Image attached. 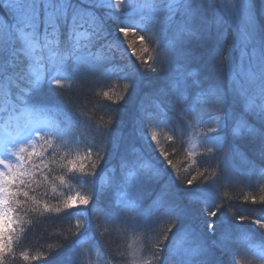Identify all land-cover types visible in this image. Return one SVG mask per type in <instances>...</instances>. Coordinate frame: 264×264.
I'll use <instances>...</instances> for the list:
<instances>
[{"label": "snow or ice", "instance_id": "snow-or-ice-1", "mask_svg": "<svg viewBox=\"0 0 264 264\" xmlns=\"http://www.w3.org/2000/svg\"><path fill=\"white\" fill-rule=\"evenodd\" d=\"M121 13L135 17L142 27L123 25ZM110 23L125 39L135 37L128 46L146 74H163V79L141 84L138 111L147 128L166 126L170 116L176 121L173 132L181 135L193 121L214 123L203 134L202 143L212 145L206 152L217 161L220 173L240 182L256 174L264 179V0H0V101L7 113L6 130L0 135V264H9L8 258L15 256L17 226L25 232L21 212H36L40 207L33 193L50 181L58 142L69 137V132L75 137L83 124L82 119L77 124L65 114L56 126L39 120L52 107L63 108L38 98L51 85L81 117L67 95L72 89L62 81L79 80L83 89L88 87L89 75L126 72L125 66L116 68L112 62L118 46L107 34ZM137 42L139 53L134 47ZM135 79V72L127 73L120 101ZM104 96L111 99L107 92ZM24 115L37 119L22 121ZM110 127L100 129L105 140ZM210 135L214 138L205 143ZM150 138L156 141V133ZM91 151L90 147L88 155ZM160 155L175 174L169 153L161 150ZM195 155L188 153L189 158ZM84 159L80 157L79 171L82 177H92L97 165L86 173ZM67 163L69 171H74L77 161ZM149 172L158 178L147 160L132 153L121 160L108 191L97 183H83L84 194L64 195L55 208L43 205L46 212L79 213L69 220L70 224L75 221V231L69 229L61 245L77 236L84 238L77 240L75 257L68 264H122L124 257L114 253L106 239L113 228L151 235L154 264H237L236 233L245 224L218 230L211 218L223 205L216 204L204 209L209 222L202 231L184 218L181 204L172 201L167 186L144 207L136 188ZM202 175L175 177L192 185ZM58 180L63 185L65 177ZM113 186L119 206L110 198L111 207L106 208L102 200L110 197ZM51 187L55 192L58 185L53 181ZM260 201L264 204V196ZM157 216L162 220L156 227L137 228L143 218ZM234 219L245 222L249 217L235 215ZM252 225L264 230V218L253 219ZM260 234L264 237V231ZM247 248L252 264H264V245L248 241ZM105 253L110 261L102 258ZM20 255L30 258L24 252Z\"/></svg>", "mask_w": 264, "mask_h": 264}, {"label": "trees", "instance_id": "trees-1", "mask_svg": "<svg viewBox=\"0 0 264 264\" xmlns=\"http://www.w3.org/2000/svg\"><path fill=\"white\" fill-rule=\"evenodd\" d=\"M121 15L123 25L138 29L142 27L136 23L135 17L129 16L127 13H121ZM107 34L118 46V51L112 53L114 57L112 62L116 64V68L125 66L126 72L114 74L102 72L89 75L86 77L88 87L83 89L79 87V80L62 81L65 88L70 87L72 89L71 93H67V95H70L75 110L81 114V117L72 111L62 97L56 94L53 87H48V90L38 98L41 103L63 108L62 110L59 107H52L46 111L51 119L54 118V121H57L56 125L65 119V115L77 124L82 119L83 124L76 132L75 137L69 132V137L58 142L55 163L50 165V181L33 193L36 199L41 201L39 209L36 212L29 210L27 214L24 211L21 212L25 232L21 233L19 231L20 226H17L15 256L8 258L9 264H68L70 260H73L77 250V240L84 238L77 236L65 243L63 247L61 245L64 243L69 229L75 231V221L72 220L70 224L69 220L78 215V211L46 212L43 211V205L47 203L55 208L64 195L76 192L84 194L83 183H97L105 191H108L109 186L113 184L115 172L121 160L132 153H139L147 160L158 176L154 179L151 172L146 173L137 185L136 193L144 207H148L152 203L162 186H167L171 188L173 193L172 201L181 204L184 218L202 231L206 229L209 222V217L205 215L204 209L211 210L216 204L223 205L218 209L217 215L211 218L218 230L227 225L245 224V227H240L237 230V243L234 248V251L238 253L235 255V259L237 264H240L238 260L252 256L247 248L248 241H251L253 245H264V237L260 234L264 230H258V226L252 225L253 219L264 218V204L260 201V197L264 196V179L259 178V174H256L251 175L244 182H240L228 179L220 173L219 168H217V161L210 159L211 154L206 152V149L212 145L202 143V136L207 129L201 132L198 129L193 134L191 127L194 129L195 127L191 123V126L184 130L181 135L179 132H173L176 121L171 116L166 126L164 124H150L147 128L138 111L143 94L141 84L145 81L163 79V74L160 77H153L139 67V61L136 60L132 54V49L128 46L129 41L134 40L135 37L129 35L125 39L116 31L115 25L111 23L107 26ZM134 47L139 53L141 45L137 42ZM101 54L106 53L102 52ZM154 66L158 67L159 65ZM129 72H135L136 79L131 82L127 94L120 101V97L124 95L125 81L123 80L126 79ZM105 92L111 99L104 96ZM113 112L115 113L114 122L111 125L110 120ZM204 124L208 123L202 125ZM107 127H110V130L108 139L105 140L100 129ZM154 129H157L161 135L160 140H156L154 143L145 142L144 133ZM197 132H199L197 138L200 139V142L192 143L191 140L195 139L194 135L196 136ZM169 136H172L173 139L169 140ZM212 139L211 136L207 137L205 143ZM90 147L92 151L91 155H88ZM153 147L157 156L152 154ZM37 150H40V144L37 145ZM161 150L169 153V159L176 165L175 174L181 179H190L191 175L196 173L203 175L198 176L197 181L192 185L183 184L176 179L172 169L160 155ZM189 152L196 155L189 158ZM79 156L86 157L85 162H83L86 173L93 171L91 167L93 164L97 165L96 173L92 177H82L83 174L76 165L74 171H69L67 162L77 160ZM102 175L104 181L100 180ZM60 176L65 177L63 185L59 183L58 177ZM53 181L58 185L55 192L52 191L51 187ZM113 189H115L114 186L109 193L110 197L105 196L102 200V205L106 208L111 207V200L117 204V191H113ZM245 197H247V201ZM253 197H255V203L252 202ZM117 206L119 205L117 204ZM235 215H244L249 219L245 222H237L234 219ZM161 220L162 217L159 216L155 218L145 217L137 225V228L149 230L159 225ZM106 239L111 241V250L124 257L122 264H154L151 235L146 236L140 230L113 228L108 230ZM141 248H145V252L140 253L138 257L146 256V262H142L140 258L132 257L130 254V250ZM21 252L27 254L30 257L29 260H24L20 255ZM102 258L111 260V257H108L106 253Z\"/></svg>", "mask_w": 264, "mask_h": 264}, {"label": "rangeland", "instance_id": "rangeland-1", "mask_svg": "<svg viewBox=\"0 0 264 264\" xmlns=\"http://www.w3.org/2000/svg\"><path fill=\"white\" fill-rule=\"evenodd\" d=\"M106 2H107V0H106ZM48 87H52L51 85H49ZM40 102V101H39ZM5 112V105H4V103H3V101H0V115H1V113H4ZM53 114V113H52ZM5 115V119H6V116H7V113H5L4 114ZM17 115H19V114H17ZM5 119H4V125H5ZM21 119H22V121H24V120H34V119H37V117H35V116H28V115H24V116H22L21 117ZM38 119L39 120H41V121H44V122H48L50 125H52V126H55L56 125V122L57 121H54L55 119L53 118V119H51V117L48 115V112L46 113V112H43V113H41L40 115H39V117H38ZM194 126V125H193ZM199 126V129L201 130V131H205V126L204 125H201V123L198 125ZM212 127H215V124L213 123L212 125H211ZM5 127V126H4ZM195 127V126H194ZM192 128V131H193V134H195L194 133V128L193 127H191ZM196 128V127H195ZM5 128H3L2 130H0V134H2V133H4L5 132ZM45 130H47V129H45ZM153 132H155L156 133V136H157V140H160V137H161V135H159V132H158V130L157 129H154V130H150L149 132H145L144 133V138H145V142H149V143H154V141H151V134L153 133ZM197 135H198V132H197V134H196V136L194 135V137H197ZM191 142L192 143H196L195 141H194V139H192L191 140ZM156 151H155V149H154V147L152 148V154L153 155H155V156H157V154L155 153ZM77 161V163H76V167H78L79 168V163H80V156L78 157V159L76 160ZM180 161V160H179ZM83 162H85V159L83 160ZM106 175V174H105ZM102 179V180H101ZM104 179V176L102 175L101 176V178H100V180L101 181H104L103 180ZM113 191H117L116 189H113ZM118 192V191H117ZM83 194V193H82ZM118 196V195H117ZM142 252H145V248H141V249H138V250H130V254H131V256L132 257H138L139 256V254L140 253H142ZM138 258H140L141 259V261L142 262H146V259H147V257L146 256H140V257H138ZM238 262L240 263V264H252V256H249V257H244V258H242V259H240V260H238ZM138 264H141V263H138Z\"/></svg>", "mask_w": 264, "mask_h": 264}]
</instances>
